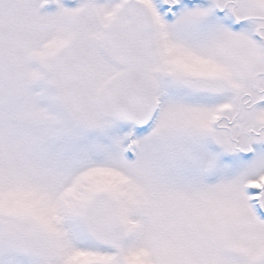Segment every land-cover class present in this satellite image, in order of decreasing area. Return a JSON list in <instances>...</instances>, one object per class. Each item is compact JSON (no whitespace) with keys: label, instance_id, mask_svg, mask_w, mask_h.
Here are the masks:
<instances>
[{"label":"snow or ice","instance_id":"1","mask_svg":"<svg viewBox=\"0 0 264 264\" xmlns=\"http://www.w3.org/2000/svg\"><path fill=\"white\" fill-rule=\"evenodd\" d=\"M0 264H264V0H0Z\"/></svg>","mask_w":264,"mask_h":264}]
</instances>
